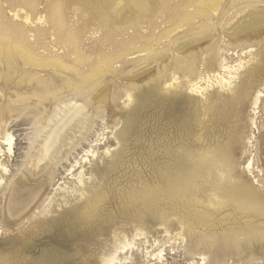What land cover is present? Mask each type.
Returning a JSON list of instances; mask_svg holds the SVG:
<instances>
[{
    "label": "rangeland",
    "instance_id": "1",
    "mask_svg": "<svg viewBox=\"0 0 264 264\" xmlns=\"http://www.w3.org/2000/svg\"><path fill=\"white\" fill-rule=\"evenodd\" d=\"M60 1L66 28L84 30L80 53L119 59L96 76L93 92L79 97L63 89L60 101L32 97L37 89L22 77H50L58 86L70 78L68 73L14 62L9 84L0 78V142L5 133L13 136L12 152L1 157L8 172L0 186V264H90L114 238L130 237L138 227L146 235L124 264H264V21L259 19L264 2L217 0L209 18L185 22L170 19L178 0ZM202 2L204 8L211 4ZM197 8L194 2L186 13ZM242 23L240 35L231 37ZM93 29H99L96 36L90 35ZM136 32L151 42L149 50L140 51V44L117 46ZM103 36L109 37L104 44ZM49 47L60 59L66 56L63 47ZM221 59L231 66L241 60L245 68L225 88L214 85L202 94L191 93L186 85L189 66L212 74L219 72ZM256 90L262 96L252 127L250 104ZM97 94L108 100L104 111L95 114L90 98ZM67 101L86 106L91 121L67 148L35 202L20 217L9 218L5 204L10 193L24 200L47 173L26 171L27 155L36 152L42 126L51 124V115L58 119ZM1 147L6 153L7 147ZM91 147L96 156L83 164ZM214 148L233 151L231 179L221 178L215 162L203 165L199 160ZM248 160H253L250 169L245 168ZM71 165L74 177L66 171ZM82 166L86 181L78 186ZM233 182L248 188L236 197L238 205L228 202ZM76 185L80 193L73 191L79 189ZM50 199L49 215L40 213ZM158 250L161 259L147 263L145 253Z\"/></svg>",
    "mask_w": 264,
    "mask_h": 264
},
{
    "label": "bare ground",
    "instance_id": "2",
    "mask_svg": "<svg viewBox=\"0 0 264 264\" xmlns=\"http://www.w3.org/2000/svg\"><path fill=\"white\" fill-rule=\"evenodd\" d=\"M125 1L135 4L138 0ZM260 1H262V3L264 2V0ZM194 2H196L198 5L197 10L193 13H186V8L192 6ZM216 3L217 0H211V4L204 8L202 0H184L182 2H179L178 0V3H176L174 7L172 6L171 8L172 15L170 19H173V21L181 20L190 22L194 19L195 16L197 18L199 16L206 18L208 17L207 15L210 10L215 11L214 8ZM60 4V0L59 3L58 0H0V78L2 79V83L4 85L9 84L12 74L14 73L13 64L14 62H18L23 66H29V68H34L35 70L39 71L49 70L56 75H65L66 73H68V75H71L70 78H66L65 82L62 81L63 83H60L61 85L58 84L57 86L56 81H54L53 79H49L50 77H48V79H41L35 74L30 75L24 72L25 74H23L22 77L23 81L27 83L33 82L35 88L37 89V92H34V96L32 97L38 99L51 98L52 100L60 101L58 100V97L63 89H67V91L68 89H70L79 97L83 95L85 96L93 92L94 88L96 87V81L98 80L96 79V76L107 71L108 68H110L111 64L113 65L112 62L117 60L118 57L112 59L113 56L111 57V55L102 57V55L98 53V55H96L94 59H91L93 57L92 54H94L95 52L89 55H86V53L85 55H83V52L80 53V43L83 34H85L83 32L84 30L73 31L66 28L65 15ZM259 19H263L264 21V16L262 18L260 17ZM243 25L244 23L236 25L232 30V34H230V36L234 38L240 35V31L242 29V27L240 26ZM248 25H250V22L246 23L245 27H249ZM102 28L104 29V26H102L100 29ZM130 28H132V26H130ZM126 30L127 28L121 31L126 32ZM98 33L99 29H93L90 35L96 36ZM101 39L103 40L102 43L104 44L106 43L105 40H108L109 37L103 36ZM129 43L140 44V51L149 50V48L152 46L148 38H144L138 35V32L135 33V36L133 38L119 42V45L117 46L126 47V45H128ZM49 46H51V49L56 46L63 47L66 50V56H64L65 58L63 57L64 59L62 58V60L60 59V56L58 57L55 53L48 52V50L50 49ZM45 51L47 52L46 55L43 54V52ZM245 53L251 54V50H247V52ZM115 63H117V61L114 62V64ZM245 64L246 62L239 60L236 65L231 66L225 63L224 59H221L219 63V72H214L212 74L204 70L197 73L195 71V67H193L192 64L187 70L190 75V79L186 81L187 88L193 94H202L208 88H211L214 85H216V87L219 89L225 88L226 86H229L231 84V80L235 79V76L238 75V71L241 68H245ZM236 67H238L239 69H236ZM83 69H86V71L83 72ZM110 73L114 74V72L112 71ZM171 80H173L172 83H167V87H170L175 82L174 78ZM21 82L22 80L19 81V83ZM63 91L66 92V90ZM261 96V90H256L254 96L252 97L253 99L250 104L252 114V127L255 126V116L259 113L258 109L260 106ZM128 98L129 96H127V99ZM83 99L86 100V98ZM22 100H24V98ZM79 100L82 99L80 98ZM107 100L108 98H105L104 96L101 97L98 94L90 98V101H93V104L95 106H93V112H95V114L103 112ZM67 103L69 102L67 101ZM62 107L63 110H61V115L58 116V119H52L54 116L52 117L51 115V119L47 120V122H51V124H48V127L42 126V128L44 129L40 128V130H42L40 131L39 136H37V141L35 140L37 146L35 148L33 147L36 152L33 153L32 151V153H29L28 155L26 154V165L30 167L26 171H28L32 175H38L41 171L45 170H47V173L44 176L42 182L36 187H33L28 195L26 194L28 197H26L24 200L20 201V198L18 199V197L15 196L16 192L14 191L10 193L9 200L7 198V205L5 204L6 212L9 215V218L20 217L35 202V200L44 189V185L51 182L57 166L61 165L63 156L66 153L67 148L72 147V141H74V139H77L76 135H80V133L85 130V125L87 124V122L91 121L93 114H90L86 110V106H84L82 103L78 104L77 102H70L68 105ZM5 110H7L8 113L9 110ZM4 136L5 137L2 138L3 140L0 142V186L3 183L4 175H6V173L8 172L7 166L3 163L4 159L1 160V157L4 158L6 154L11 153L13 150V136L8 133H5ZM246 143L249 145V140H247ZM1 146L7 147L6 153L4 150H2ZM108 149L109 148H106L105 154L109 153ZM96 153L97 152H95L92 147L87 149L85 151L86 158L81 162L83 164H85L86 162L90 163V158H94L96 156ZM199 160L202 161L203 165H207L210 162H215V165L220 170L221 178L223 180H226V177L227 179H231L230 177L233 174L232 168L236 163V159L233 151H231L230 149L214 148L209 151H204L200 154ZM81 162H77V165H80ZM251 167H253V160H248L245 168L250 169ZM79 168L81 170L77 174L78 177L75 178L78 186H82L84 185V181L86 180H84L85 174L83 166ZM73 169L74 166L71 165L70 169L68 168L66 170L71 177L75 176L73 175L74 172L76 173V171L72 172ZM31 174L29 176H31ZM233 183L235 184H233L234 187L232 186V188H228V202L238 205L240 203V199L238 202L236 197H238V194H240L241 191L242 193L247 194L248 188L243 184H237L235 182ZM78 186L77 188H79ZM18 189L19 193H21L20 191L24 192L23 188ZM75 189L76 187L73 189L74 192L81 191L80 188L77 190ZM170 189L172 190L174 188ZM71 191L72 189H70V192ZM67 192H69V190H67ZM60 198L62 199L63 197H59V199ZM53 199H50L48 205L45 204L47 206L43 208L41 212H39L43 214L47 213V215H49L48 213L50 212L51 204L54 202ZM12 218L10 220H12ZM145 235L146 234L144 232V228L138 227L137 229H134V233H132L130 237L123 235L119 236L118 238H114L113 242L107 247V249H105L102 253L95 255L94 262L90 264H124L126 260L132 259V253L134 251V248H136V242ZM179 238L181 237L179 236ZM158 251H155L156 254H150L147 251L143 256L145 258V261L149 263L150 261L153 262L155 260L161 259L162 251ZM127 253L130 254L129 257H125ZM152 257L154 259H152ZM200 259L202 261L206 260L204 256H200Z\"/></svg>",
    "mask_w": 264,
    "mask_h": 264
}]
</instances>
